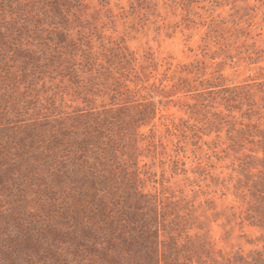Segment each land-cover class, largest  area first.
Here are the masks:
<instances>
[{"label": "trees", "instance_id": "1", "mask_svg": "<svg viewBox=\"0 0 264 264\" xmlns=\"http://www.w3.org/2000/svg\"><path fill=\"white\" fill-rule=\"evenodd\" d=\"M84 8L83 0H0V264H264V249L216 255L189 202L148 189L137 132L157 114L155 95L175 93L157 87L140 102L115 89L110 104L84 97L86 108L69 113L33 100L37 80L55 79L64 63L80 88L84 67L92 71L91 52L77 62L83 45L72 36ZM89 84H100L96 74ZM220 94L231 145H257L242 169L264 168V81ZM235 194L264 243V171L246 174Z\"/></svg>", "mask_w": 264, "mask_h": 264}, {"label": "rangeland", "instance_id": "2", "mask_svg": "<svg viewBox=\"0 0 264 264\" xmlns=\"http://www.w3.org/2000/svg\"><path fill=\"white\" fill-rule=\"evenodd\" d=\"M83 3L72 36L83 45L77 62L86 65L82 51L91 52L92 71L84 67L80 88L69 74L70 64L64 63L63 72H54L55 79L47 73L37 80L33 100L69 113L86 108L84 97L110 104L119 90L132 91L140 102L157 87L175 93L169 98L155 95L157 114L137 132L139 164L149 172L148 189L189 202L203 223L204 229L197 231L207 234L216 255L263 250L262 230L245 220L248 201L236 196L235 185L264 168L259 164L247 172L242 169L246 155L257 154L251 153L257 145H231L225 122L229 112L220 91L264 81V0ZM92 74L98 86L90 87ZM183 80L185 88H179ZM234 115L247 122L241 113Z\"/></svg>", "mask_w": 264, "mask_h": 264}]
</instances>
